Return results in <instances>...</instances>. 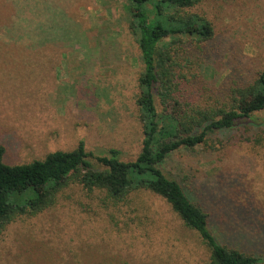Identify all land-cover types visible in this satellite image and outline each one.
I'll use <instances>...</instances> for the list:
<instances>
[{
	"label": "rangeland",
	"instance_id": "rangeland-1",
	"mask_svg": "<svg viewBox=\"0 0 264 264\" xmlns=\"http://www.w3.org/2000/svg\"><path fill=\"white\" fill-rule=\"evenodd\" d=\"M67 10L74 16H63ZM193 11L211 22L214 37L205 43L185 38L178 73L186 80L178 88L180 99L207 107L264 70V0H203ZM139 54L124 0H0L3 160L28 163L80 141L94 156L116 148L121 160H133L143 140ZM155 104L160 110L157 96ZM163 169L227 224H221L223 243L253 254L264 250V124L244 121L212 133L206 143L172 153ZM208 259L197 233L160 197L132 193L117 202L71 181L54 205L0 230V264Z\"/></svg>",
	"mask_w": 264,
	"mask_h": 264
},
{
	"label": "trees",
	"instance_id": "trees-1",
	"mask_svg": "<svg viewBox=\"0 0 264 264\" xmlns=\"http://www.w3.org/2000/svg\"><path fill=\"white\" fill-rule=\"evenodd\" d=\"M201 1L124 0L128 30L143 65L136 99L143 134L140 152L128 161L120 159L116 148L94 156L80 141L72 150H56L43 159L10 165L3 160L0 146V230L19 215L36 214L54 205L59 190L71 181L88 191L101 190L117 202L127 201L132 193L160 197L206 245V264H264V250L253 254L223 243L221 224H227L192 201L191 193L163 169L172 153L206 143L212 133L244 121L264 124V70L251 82L233 87L230 97L217 105L199 107L192 100L180 99L179 82L186 80L178 73L184 67L178 61L181 44L185 38L205 43L214 37L211 22L193 11ZM67 14L74 16V11L67 10L63 16ZM92 158L103 168H96Z\"/></svg>",
	"mask_w": 264,
	"mask_h": 264
}]
</instances>
